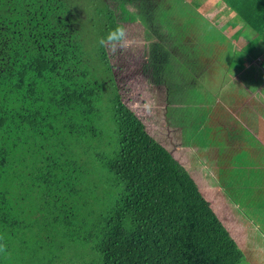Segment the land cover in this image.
Segmentation results:
<instances>
[{"label": "trees", "instance_id": "trees-1", "mask_svg": "<svg viewBox=\"0 0 264 264\" xmlns=\"http://www.w3.org/2000/svg\"><path fill=\"white\" fill-rule=\"evenodd\" d=\"M88 1L0 0V264L41 220L94 240L100 257L82 264H241L193 178L123 102V69L99 43L117 25L99 11L84 27Z\"/></svg>", "mask_w": 264, "mask_h": 264}, {"label": "crops", "instance_id": "crops-1", "mask_svg": "<svg viewBox=\"0 0 264 264\" xmlns=\"http://www.w3.org/2000/svg\"><path fill=\"white\" fill-rule=\"evenodd\" d=\"M131 2L128 7L136 22L139 21L137 14L141 13L135 7L149 8L153 3L157 7L151 13L162 14V31L187 29L182 35L162 33L164 67L161 74L156 72V78L161 75L164 87L157 88V99L148 98L145 90L154 82L147 83L145 90L142 89V103L161 105L164 125L170 127L167 133L172 134L171 127H174L184 144L178 153L173 145L166 147L186 171L191 153L197 159L195 176L187 172L239 249L251 246L257 254H262L264 0ZM145 29L158 30L159 27L153 25ZM181 43L188 47L192 59L175 56L166 60L172 51L176 53ZM134 61L136 71H142L141 64L131 58V64ZM131 64L129 70L133 69ZM137 77L141 79L139 74ZM138 108L153 113L149 107ZM257 118L262 121L255 122ZM251 189H255V193L250 196L247 191ZM233 192L240 198L256 199L254 214L240 207ZM251 242L256 244L252 246ZM243 253L249 258L256 257L250 250Z\"/></svg>", "mask_w": 264, "mask_h": 264}, {"label": "rangeland", "instance_id": "rangeland-1", "mask_svg": "<svg viewBox=\"0 0 264 264\" xmlns=\"http://www.w3.org/2000/svg\"><path fill=\"white\" fill-rule=\"evenodd\" d=\"M94 1L95 2L88 1V3H86L88 8L81 9L80 11L84 19L89 18L85 21L84 27L91 25V16L94 15V13L102 11L112 14L110 17L111 21L116 23V25L124 26L126 29V40L123 48H119V50L113 52L112 46L110 47V44H106L109 57L113 59V63H115L118 67L121 66L123 69V71H118V85L122 94L123 102L142 119L141 121L145 124L147 132L152 137L165 147L173 145L178 153L181 146H184V144L179 140L178 132H174L175 128L171 127L173 130L172 134L167 133L170 127L164 125V121L162 119L163 110L161 109V105L158 103H148L144 105L142 103L144 99L142 89L146 87L147 83L154 82L149 89L144 90L147 92L148 98H158L157 88L162 90L164 87L161 75L156 78V72H160L161 74L164 67L161 44L162 33L166 31L171 35H182L184 32H187V29L169 28L163 29L162 31V14L161 12L151 13V11L157 7L153 3L149 8L140 7L137 9V7H135V10L141 13L137 14L139 21L136 22L131 19V10L130 7H128V2H131V0ZM129 16L130 20L124 22L123 20H126ZM153 25H157L159 29H145L146 26ZM157 37L159 38L157 39ZM175 56L184 60L192 59V53L189 51L188 47L182 43L180 44V47L177 48L176 53L172 51L167 56L166 60ZM131 58H135L136 62L141 64L143 68L142 71H136L137 65H135V61L131 64ZM130 64L133 68L131 70H129ZM137 74L141 76V79H139L140 77H137ZM115 84L116 83L114 81V83L109 84L108 87ZM138 106L149 107L153 110L152 115L147 113L144 108H138ZM105 115L106 117H104V123H110V114L108 113ZM254 120L255 122L262 121L260 118ZM203 159L204 157L201 156V160ZM196 160L197 159H195L194 155L191 153L190 162L187 163V171L193 177L196 174ZM103 176L104 175L98 171L97 177L100 178ZM98 187V198L104 197V190L107 191V189L113 188L109 181H103L102 185H98ZM218 191H216V193H218ZM247 192L251 196L252 193H255V189L248 190ZM233 195L236 197L235 201L240 204V207L243 208L244 211L248 214H254L256 204L255 198L249 196L240 198L236 196L235 192H233ZM102 206L105 205H96L94 207V211L96 213L100 212ZM95 219L96 214L94 213L92 215V220ZM38 223L39 225L34 228L31 227L33 226L32 223L28 222L24 224L26 226V230H22V232L25 233V239L24 241L19 242V249L14 257V260L8 264H82L84 262H96L99 259L100 253L95 248L94 240L81 239L76 241H67L64 238V234L61 235L60 230L58 229V227L61 226L59 222H54L53 220H41ZM48 227H53L55 229H50V232H48ZM232 239L234 240L233 237ZM46 240L49 241L50 244H48ZM255 244V242H251L250 245L254 246ZM240 249L242 252L250 250L256 256L249 258L243 253L245 258H243L241 264H264V247H261L262 254H257L251 246L246 249Z\"/></svg>", "mask_w": 264, "mask_h": 264}, {"label": "clouds", "instance_id": "clouds-1", "mask_svg": "<svg viewBox=\"0 0 264 264\" xmlns=\"http://www.w3.org/2000/svg\"><path fill=\"white\" fill-rule=\"evenodd\" d=\"M126 40V29L122 25H117V27L111 30L106 37L101 38L99 43L101 46L106 44L112 45V51L115 52L119 48H123Z\"/></svg>", "mask_w": 264, "mask_h": 264}]
</instances>
